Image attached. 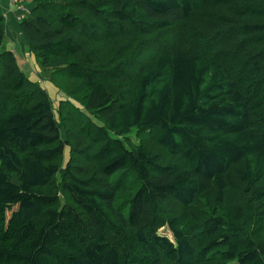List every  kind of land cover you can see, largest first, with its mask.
<instances>
[{
	"label": "trees",
	"instance_id": "obj_1",
	"mask_svg": "<svg viewBox=\"0 0 264 264\" xmlns=\"http://www.w3.org/2000/svg\"><path fill=\"white\" fill-rule=\"evenodd\" d=\"M31 4L87 113L57 119L0 6V264H264V0Z\"/></svg>",
	"mask_w": 264,
	"mask_h": 264
},
{
	"label": "rangeland",
	"instance_id": "obj_2",
	"mask_svg": "<svg viewBox=\"0 0 264 264\" xmlns=\"http://www.w3.org/2000/svg\"><path fill=\"white\" fill-rule=\"evenodd\" d=\"M9 44V40H5L4 46L6 47ZM25 52L28 53L27 48H25ZM18 57L19 65L23 72L26 71L28 73V77L34 81H39L40 85L47 91V93L50 96V99L53 103L54 112L56 114L57 119L59 120V114L61 112V105L63 102H70L71 104L75 105L77 109L80 112L87 113L85 109L81 106H79L73 99L69 98L67 95V89L69 88V84H62L60 81L53 82L51 80V73L50 72H43L38 64L35 61V58L33 56H26L23 60ZM32 57V58H31ZM97 124L101 125V122L95 120ZM132 139L135 140V137L132 136ZM136 141H134L135 143ZM128 149H131L128 147ZM69 160V150L66 151L64 161L62 162L63 166H66L67 162ZM208 205V204H207ZM199 207L202 209H207V207H204V205H200ZM158 235L163 238L164 240L173 243V237L171 232L168 228H164L159 231Z\"/></svg>",
	"mask_w": 264,
	"mask_h": 264
},
{
	"label": "crops",
	"instance_id": "obj_3",
	"mask_svg": "<svg viewBox=\"0 0 264 264\" xmlns=\"http://www.w3.org/2000/svg\"><path fill=\"white\" fill-rule=\"evenodd\" d=\"M0 6L5 13L7 21L6 40H9V44L6 46V49L13 51L24 62L25 57L27 55L30 56V53L28 50V53L25 52L27 44L20 32V20L30 16L33 5L31 3H25L20 7H10L9 0H0ZM25 73L28 75L26 68Z\"/></svg>",
	"mask_w": 264,
	"mask_h": 264
},
{
	"label": "built area",
	"instance_id": "obj_4",
	"mask_svg": "<svg viewBox=\"0 0 264 264\" xmlns=\"http://www.w3.org/2000/svg\"><path fill=\"white\" fill-rule=\"evenodd\" d=\"M25 3H31V0H9L10 7H20Z\"/></svg>",
	"mask_w": 264,
	"mask_h": 264
}]
</instances>
